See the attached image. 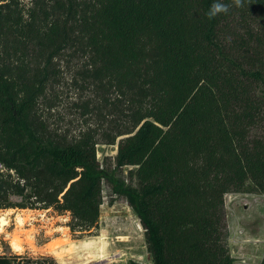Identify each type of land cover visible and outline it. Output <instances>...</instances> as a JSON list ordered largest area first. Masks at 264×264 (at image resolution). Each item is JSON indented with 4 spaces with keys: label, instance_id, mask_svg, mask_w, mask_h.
I'll return each mask as SVG.
<instances>
[{
    "label": "trees",
    "instance_id": "16d2710c",
    "mask_svg": "<svg viewBox=\"0 0 264 264\" xmlns=\"http://www.w3.org/2000/svg\"><path fill=\"white\" fill-rule=\"evenodd\" d=\"M223 2L228 13L209 19L213 0H0V210L51 209L91 234L104 182L142 226L152 264H234L224 196L264 195V0ZM75 44L95 79L145 105L131 131L105 136L121 137L113 167L96 160L94 135L66 144L39 110Z\"/></svg>",
    "mask_w": 264,
    "mask_h": 264
},
{
    "label": "rangeland",
    "instance_id": "374dc122",
    "mask_svg": "<svg viewBox=\"0 0 264 264\" xmlns=\"http://www.w3.org/2000/svg\"><path fill=\"white\" fill-rule=\"evenodd\" d=\"M31 1L20 0L25 8ZM54 70L39 107L47 131L66 144L94 135L96 160L113 167L121 137L109 145L105 136L131 131L133 113L145 106L142 99L95 79L77 44L55 60ZM130 169L124 167L121 176L126 178ZM101 189L98 228L82 236L70 232L68 214L51 209L0 210V256H44L54 260L50 264H152L143 228L126 201L114 196L104 182ZM224 213L225 242L234 264H259L264 251V195L227 194Z\"/></svg>",
    "mask_w": 264,
    "mask_h": 264
},
{
    "label": "clouds",
    "instance_id": "9594fccd",
    "mask_svg": "<svg viewBox=\"0 0 264 264\" xmlns=\"http://www.w3.org/2000/svg\"><path fill=\"white\" fill-rule=\"evenodd\" d=\"M236 6L241 5V0H232ZM231 5L224 3L223 0H213L212 5L210 6L208 12L206 13L209 19H214L220 14H227Z\"/></svg>",
    "mask_w": 264,
    "mask_h": 264
},
{
    "label": "bare ground",
    "instance_id": "6f19581e",
    "mask_svg": "<svg viewBox=\"0 0 264 264\" xmlns=\"http://www.w3.org/2000/svg\"><path fill=\"white\" fill-rule=\"evenodd\" d=\"M12 247H13V249H18V247H19V245L16 243V242H14V243H12Z\"/></svg>",
    "mask_w": 264,
    "mask_h": 264
},
{
    "label": "crops",
    "instance_id": "0c3cea01",
    "mask_svg": "<svg viewBox=\"0 0 264 264\" xmlns=\"http://www.w3.org/2000/svg\"><path fill=\"white\" fill-rule=\"evenodd\" d=\"M263 255H264V251H263V254H262L261 258H260V262H261V260H262ZM259 264H260V263H259Z\"/></svg>",
    "mask_w": 264,
    "mask_h": 264
},
{
    "label": "built area",
    "instance_id": "2783aa9c",
    "mask_svg": "<svg viewBox=\"0 0 264 264\" xmlns=\"http://www.w3.org/2000/svg\"><path fill=\"white\" fill-rule=\"evenodd\" d=\"M2 169L1 165H0V170Z\"/></svg>",
    "mask_w": 264,
    "mask_h": 264
}]
</instances>
